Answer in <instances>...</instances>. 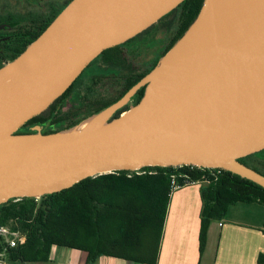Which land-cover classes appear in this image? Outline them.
<instances>
[{
	"label": "water",
	"instance_id": "95a60500",
	"mask_svg": "<svg viewBox=\"0 0 264 264\" xmlns=\"http://www.w3.org/2000/svg\"><path fill=\"white\" fill-rule=\"evenodd\" d=\"M185 0H72L0 69V206L145 167L222 169L264 188L240 162L264 151V0H204L185 34L118 102L72 130H20L106 50ZM141 101L114 115L137 92Z\"/></svg>",
	"mask_w": 264,
	"mask_h": 264
},
{
	"label": "trees",
	"instance_id": "16d2710c",
	"mask_svg": "<svg viewBox=\"0 0 264 264\" xmlns=\"http://www.w3.org/2000/svg\"><path fill=\"white\" fill-rule=\"evenodd\" d=\"M203 1L185 0L157 23L165 22L166 37L152 63H137L128 46L153 26L127 43L103 52L61 98L19 133H34V127H42L43 134L69 131L118 102L185 34L197 18ZM61 12L33 33L24 51ZM144 93L145 88L140 89L114 118L136 106ZM240 162L264 176V151ZM173 177L180 185L186 181L205 182L201 188V254L206 250L211 222L222 220L230 205L251 202L264 205L262 186L225 170L196 166L145 167L136 172L106 174L86 179L60 193L13 199L1 205V223L17 220L27 234L26 243L11 252L10 264L48 263L55 246L86 252L89 264L102 256L157 264L173 193ZM258 262L264 264V254Z\"/></svg>",
	"mask_w": 264,
	"mask_h": 264
},
{
	"label": "crops",
	"instance_id": "0c3cea01",
	"mask_svg": "<svg viewBox=\"0 0 264 264\" xmlns=\"http://www.w3.org/2000/svg\"><path fill=\"white\" fill-rule=\"evenodd\" d=\"M205 182L181 187L171 195L157 264H259L264 254V205L229 206L222 220H213L206 250L200 253V229ZM45 264H89L84 251L55 246ZM93 264H142L102 256Z\"/></svg>",
	"mask_w": 264,
	"mask_h": 264
},
{
	"label": "flooded vegetation",
	"instance_id": "af4514ba",
	"mask_svg": "<svg viewBox=\"0 0 264 264\" xmlns=\"http://www.w3.org/2000/svg\"><path fill=\"white\" fill-rule=\"evenodd\" d=\"M71 1L0 0V69L20 56L33 33Z\"/></svg>",
	"mask_w": 264,
	"mask_h": 264
},
{
	"label": "built area",
	"instance_id": "2783aa9c",
	"mask_svg": "<svg viewBox=\"0 0 264 264\" xmlns=\"http://www.w3.org/2000/svg\"><path fill=\"white\" fill-rule=\"evenodd\" d=\"M206 169V168H201ZM208 170H222V169H208ZM199 182H185L180 185L173 177L172 191H176L181 187H185L192 184H198ZM21 199H16L19 201ZM27 241V234L20 229L19 222L17 220H11L7 224L1 223V211H0V264H10V254L14 249L24 245Z\"/></svg>",
	"mask_w": 264,
	"mask_h": 264
},
{
	"label": "rangeland",
	"instance_id": "374dc122",
	"mask_svg": "<svg viewBox=\"0 0 264 264\" xmlns=\"http://www.w3.org/2000/svg\"><path fill=\"white\" fill-rule=\"evenodd\" d=\"M155 25L156 26H153V28L141 39L131 43L128 46L132 58L137 63H152L158 53L162 50V45H164L166 37L164 31L165 22ZM84 122L82 125H84Z\"/></svg>",
	"mask_w": 264,
	"mask_h": 264
}]
</instances>
